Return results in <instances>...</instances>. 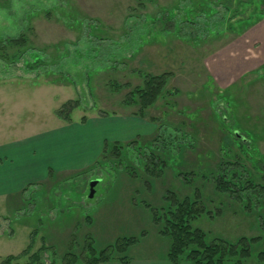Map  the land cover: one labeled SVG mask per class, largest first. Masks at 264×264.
Returning a JSON list of instances; mask_svg holds the SVG:
<instances>
[{
    "label": "rangeland",
    "instance_id": "374dc122",
    "mask_svg": "<svg viewBox=\"0 0 264 264\" xmlns=\"http://www.w3.org/2000/svg\"><path fill=\"white\" fill-rule=\"evenodd\" d=\"M0 1L4 2L0 5V34H16L23 28L39 49L48 53L54 52L56 45H59L60 52L66 49L67 56L61 60V70L74 81V84H49L34 75L36 71L22 70L19 67L22 61L14 66L0 61V166L8 163L11 167L10 172L2 173V177L18 175L28 147L34 145L32 140H49L44 153L39 149L36 151L37 157L45 155L49 158L59 153L63 143L74 133L81 135L78 125H74L75 128L67 129L66 136L57 132L51 134V138L45 133L40 136L63 123L53 110L69 98H80L81 107L72 112V121L79 124L82 116L99 115L103 111L133 115L137 107L128 108L121 104L127 89L114 91L109 82L139 83L137 70L171 71L168 87L177 91L158 100L145 112L143 118L146 121L152 122L150 118H155L153 133H142V127L132 130L137 133L133 137L138 140L149 139L156 130L161 132V140L172 139L163 169H158V162L157 165L150 163L149 169L155 167L154 175H146L137 168L140 177H129L120 169L116 172L108 167L94 170L88 178L101 179L94 186L92 197H88V183L85 184L88 173L62 180L54 188V179L46 181L44 191L39 185H28L22 195L26 204L21 203L16 209L14 193L9 197H6L9 194L1 196L0 206L3 207L5 201L6 208L0 207V213H4L0 214V259L21 251L29 241V232L39 224L43 228L39 227L33 249L40 245L41 236L50 235L47 243L57 244L61 252L74 231L75 225H69V217L87 212L105 213L102 220L99 219L101 222L106 219V222L98 231V247L118 236L138 235L145 229L147 234L129 246L125 253L134 259L147 253H162L169 245V238L153 230L150 210L139 203L140 200L158 206L164 201L166 192L178 198L194 192L199 199L202 198L204 210L218 211L221 203L212 181L189 172L214 168L222 156L220 145L227 126L245 131L246 140L255 142L259 152L264 154V76H259L264 74V17L244 27L240 34L226 31L214 38L215 33L202 32L200 28L194 31L188 23L181 22L183 33L192 34L188 38L180 37L176 32L148 31L155 18L163 16L161 10L164 8H172L174 18L186 17L177 6L174 9L177 0H145L143 10L136 7L135 0ZM246 1L240 0L241 4ZM185 2L190 6L188 0ZM195 7L198 9V5ZM259 8L263 7L256 4V9ZM42 9L49 10V15ZM216 11L218 18L224 14L219 3ZM141 15L145 16L139 19ZM207 16L204 14L196 19V26ZM209 17L214 20L216 16L211 14ZM79 19L81 29L76 22ZM91 20L100 22L95 24L97 30L93 37L84 25ZM222 25L219 23L216 28ZM194 34H197L196 38ZM87 74H90L89 84ZM221 113L229 119L222 123L223 126L217 119ZM103 132L112 138H120L125 130L114 124V127H103ZM18 140H25L19 143L22 145L20 150L12 145ZM159 142L158 146L161 145ZM180 143L186 145L181 156L178 151ZM92 147L91 144L86 151ZM246 164L251 168L248 161ZM4 186L8 187L2 184L0 189ZM36 192L42 196L39 198ZM127 200L138 203L133 201L134 208H127L124 205ZM235 204L226 203L227 208L223 207V213L218 216L202 214L193 225L229 239L240 234H258L253 216L246 217ZM4 216H8V220ZM81 228L86 229L85 226ZM23 260L21 258L19 262ZM56 264H59L58 259ZM240 264H264V261H257L254 251Z\"/></svg>",
    "mask_w": 264,
    "mask_h": 264
},
{
    "label": "trees",
    "instance_id": "16d2710c",
    "mask_svg": "<svg viewBox=\"0 0 264 264\" xmlns=\"http://www.w3.org/2000/svg\"><path fill=\"white\" fill-rule=\"evenodd\" d=\"M188 1L190 6H187L185 0H177L174 8L176 9L177 6L186 14L184 19L174 18V10L164 8L161 10L163 16L159 15L156 17L157 19L155 18L154 25L148 29V31L150 30L149 33L176 32L180 37L183 35L191 38L192 34L186 35L182 31L181 22H185L194 31L200 28L202 32L215 33L214 38L223 35L226 31L240 34L244 27L264 17V0H247L245 4H241L240 0ZM3 3L0 1V5ZM215 3H219L224 9V14H221L219 18L218 13L216 14L217 4ZM135 4L139 10L145 8V0H135ZM256 4L263 8L257 10ZM195 5H198V9ZM43 12L49 15L50 11L44 10ZM204 14L208 15L206 20L204 22L199 21V26H196L198 22L196 19L201 18ZM211 14L216 16L214 20L210 19ZM144 16L141 15L139 19ZM76 22L81 29L82 21L79 19V22ZM89 22L84 25L87 27L88 34L93 37L96 34L97 26L95 24L98 21L93 22L91 20ZM219 23L223 25L216 28ZM91 26L92 29L90 30ZM193 37L196 38L197 34H194ZM58 47L59 45H56L55 51L52 53L39 49L31 41L28 32L22 28L16 34H0V61L2 60L5 65L11 66L22 61L20 62L21 66H19L22 70L25 72L36 71L34 75L42 77L49 83L74 84V81L61 70V60L67 56V51L65 49L60 52ZM39 69L41 72H38ZM137 74L140 77V82L134 85L116 81L109 82V84L112 90L117 92L127 89L121 104L128 108L137 107V110L132 114L143 118L145 112L153 107L158 100L176 94L177 91L168 87L172 78L171 71L164 70L160 73H152L137 70ZM262 75L264 76V74L259 76L262 77ZM80 77L82 76L80 75ZM87 83H90V74H87ZM80 107L79 97L69 98L54 109V114L60 120L70 122L72 112ZM107 114L103 111L99 115L105 116ZM220 115L217 119L223 126L222 123L228 122L229 119L225 114L221 113ZM84 120L85 116H82L80 121ZM150 121L155 122V118H150ZM225 130V137H223L224 140L220 145L222 156L214 168L208 169V171L206 169V171L195 172L191 170L189 172L191 175L195 174V176L204 179L209 178L212 181L213 189L219 198L218 202L221 203V207L218 206V211L204 210L202 198L199 199L200 196L194 192L180 198L166 192L163 197L164 201L158 206H153L146 200L139 201L150 210L151 223L156 233L169 238L170 242L165 251V258L173 264L183 261L192 264H240L249 258L254 251L257 261H264V154L259 152L255 142L246 140L245 131L234 130L231 126L225 127ZM157 132L158 130L147 140L136 138L125 142L106 140L93 165L81 173L83 176L88 173L85 184H89L90 179L88 177L92 171H101L102 168L107 167L116 172L120 169L129 177H140L137 168L145 172L146 175H154L155 167L149 169L150 163L157 165L158 162V169H163V163L168 158L167 152H169V143L172 142V139L161 140L162 134ZM159 140L160 146L157 143ZM185 147L186 145L183 143L178 144L179 156ZM233 147L237 151L233 150ZM154 153H158V155ZM246 161L250 163L251 168H248ZM186 179L188 180V178ZM26 187L23 188V192ZM131 201H134V204L138 203L136 200ZM226 203L227 205L237 203L235 205L246 217L253 216L256 224L254 226L257 227L259 233L255 235L240 234L229 239L193 225V221L202 214L209 217L222 214L224 211L222 208H227L225 207ZM80 217L81 220L76 222L74 231L70 233L61 252L58 250L57 244L47 243L44 236L40 237V245L33 249L39 227H43L39 224L38 227H34L29 232V241L26 246L17 254H7L2 257L0 264H56L57 259L59 264H99L109 260L127 263L132 257L127 255L125 250L147 234V231L142 229L138 235L118 236L112 242L98 247L94 236L88 229L92 224V215L87 212L81 214ZM81 226H85L86 229H82ZM21 258H24L23 262H19Z\"/></svg>",
    "mask_w": 264,
    "mask_h": 264
},
{
    "label": "crops",
    "instance_id": "0c3cea01",
    "mask_svg": "<svg viewBox=\"0 0 264 264\" xmlns=\"http://www.w3.org/2000/svg\"><path fill=\"white\" fill-rule=\"evenodd\" d=\"M45 82L49 83L47 81ZM62 122L63 123L58 128H53L48 131H45L41 133L40 136L44 135L45 133V134H49V138H51V134L56 132L64 133L63 135L66 136V133L68 132L67 129L70 127L75 128L74 125H78L77 127L80 129L81 135L74 133L73 136H71L69 139H67L65 143H63L64 146L62 147L60 152L57 153L55 156L49 158L46 157L45 155L43 157L40 156L37 157L36 151L39 149V151H43L44 153L45 147L48 144L49 140H32L31 143H34V145L31 144L28 147V150L25 153V162L22 167H19L17 176L12 177L10 175H6L2 177V173L11 171V167L10 166L8 167V163L4 164L3 166H0V170L3 168L0 173V185L7 184L8 186L14 183L13 186H8V187L4 186V189L2 190L0 189V197L5 194H9L6 196L9 197L13 195L12 193H14L15 209L21 203L25 205L22 196L24 192L22 190L26 186L39 185L41 188L43 187V191H44V189L46 188L45 186L46 181L54 179V183L52 185V187L54 188L60 181L70 179L89 169L100 155L103 144L106 140L125 142L134 138L133 137L134 135L135 136L137 135V133L132 132V130H137L138 128L142 127V133L144 134H151L155 130V126L152 122H148L142 117L136 115H130V114L127 115V114L109 113L105 116L90 115L87 117L85 116L84 121H80L79 119V124L73 122L72 119L70 122H65V121ZM114 124L121 126L125 130L124 133H126V135L123 133V135L120 138H112L111 135L107 136L103 132V127H105L106 125H111V127H114ZM130 133L132 134L129 135ZM24 141L25 140H18L15 141L16 143H12V145H14L16 149L20 150L22 145L19 146V143L22 144ZM91 144L93 146L92 149L86 151L87 148L91 147ZM0 160H2V158H0ZM8 162H10V160ZM57 178H61V179H57ZM36 196L40 198L42 194L36 192ZM131 202H132L131 200L130 201L127 200L124 203V205L127 208L129 207L134 208L133 207L134 204H132ZM8 203L11 204L10 201ZM2 208H6L5 201H3ZM0 214L4 215V213H0ZM81 214L83 213H80L79 215L77 214L78 217L77 216L69 217V215H67L71 221L69 225L72 224L75 225L78 220L80 221ZM90 214L92 215V224L88 229L92 230V232L90 230L89 231L92 233L95 240L97 241L99 239L98 231L101 230L100 226L105 224L106 222V219H104L101 222L102 216L105 213L100 214L98 212L97 214V212L94 213L92 212ZM97 217H99L98 220H96ZM6 218L8 220L9 217L7 216ZM100 218L101 220H99ZM150 221H151V215H150ZM59 225L62 226L63 224L61 223ZM45 238L46 239L50 238V235L49 236L45 235ZM165 251L158 254L147 253L145 255L140 256L137 259H134L132 257L131 260L127 263H123L117 260H109L99 264H173L165 258ZM178 264H192V263L183 261Z\"/></svg>",
    "mask_w": 264,
    "mask_h": 264
},
{
    "label": "water",
    "instance_id": "95a60500",
    "mask_svg": "<svg viewBox=\"0 0 264 264\" xmlns=\"http://www.w3.org/2000/svg\"><path fill=\"white\" fill-rule=\"evenodd\" d=\"M99 182V177L93 178L89 181L88 188V197H92L94 193V186Z\"/></svg>",
    "mask_w": 264,
    "mask_h": 264
}]
</instances>
